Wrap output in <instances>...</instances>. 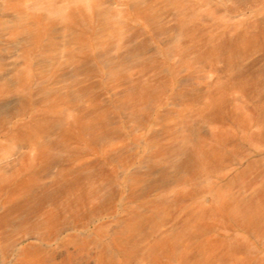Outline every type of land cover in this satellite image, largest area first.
Returning a JSON list of instances; mask_svg holds the SVG:
<instances>
[{
    "label": "rangeland",
    "instance_id": "obj_1",
    "mask_svg": "<svg viewBox=\"0 0 264 264\" xmlns=\"http://www.w3.org/2000/svg\"><path fill=\"white\" fill-rule=\"evenodd\" d=\"M44 241L264 264V0H0V243Z\"/></svg>",
    "mask_w": 264,
    "mask_h": 264
},
{
    "label": "crops",
    "instance_id": "obj_2",
    "mask_svg": "<svg viewBox=\"0 0 264 264\" xmlns=\"http://www.w3.org/2000/svg\"><path fill=\"white\" fill-rule=\"evenodd\" d=\"M11 250L10 244L0 243L1 264H76L73 243L39 242L31 247L33 252H27V257L24 249H20L16 256L11 257L10 252L8 253Z\"/></svg>",
    "mask_w": 264,
    "mask_h": 264
}]
</instances>
